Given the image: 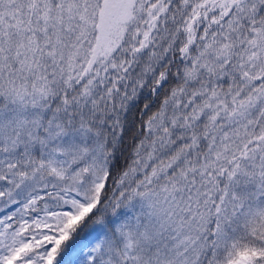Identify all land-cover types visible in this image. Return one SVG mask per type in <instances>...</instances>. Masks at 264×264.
<instances>
[{
	"label": "snow or ice",
	"instance_id": "1",
	"mask_svg": "<svg viewBox=\"0 0 264 264\" xmlns=\"http://www.w3.org/2000/svg\"><path fill=\"white\" fill-rule=\"evenodd\" d=\"M0 264H264V0H0Z\"/></svg>",
	"mask_w": 264,
	"mask_h": 264
}]
</instances>
